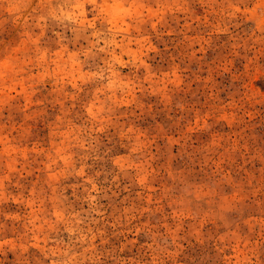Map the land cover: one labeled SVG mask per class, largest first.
I'll return each instance as SVG.
<instances>
[{
    "label": "rangeland",
    "instance_id": "obj_1",
    "mask_svg": "<svg viewBox=\"0 0 264 264\" xmlns=\"http://www.w3.org/2000/svg\"><path fill=\"white\" fill-rule=\"evenodd\" d=\"M0 264H264V0H0Z\"/></svg>",
    "mask_w": 264,
    "mask_h": 264
}]
</instances>
